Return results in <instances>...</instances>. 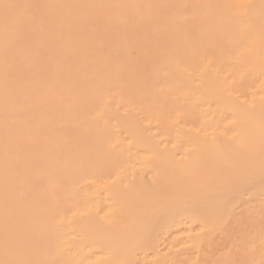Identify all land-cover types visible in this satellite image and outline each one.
<instances>
[{
  "label": "bare ground",
  "instance_id": "1",
  "mask_svg": "<svg viewBox=\"0 0 264 264\" xmlns=\"http://www.w3.org/2000/svg\"><path fill=\"white\" fill-rule=\"evenodd\" d=\"M0 264H264V0H0Z\"/></svg>",
  "mask_w": 264,
  "mask_h": 264
}]
</instances>
